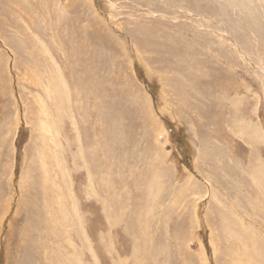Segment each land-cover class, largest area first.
I'll return each instance as SVG.
<instances>
[{
    "label": "rangeland",
    "instance_id": "1",
    "mask_svg": "<svg viewBox=\"0 0 264 264\" xmlns=\"http://www.w3.org/2000/svg\"><path fill=\"white\" fill-rule=\"evenodd\" d=\"M0 264H264V0H0Z\"/></svg>",
    "mask_w": 264,
    "mask_h": 264
},
{
    "label": "bare ground",
    "instance_id": "2",
    "mask_svg": "<svg viewBox=\"0 0 264 264\" xmlns=\"http://www.w3.org/2000/svg\"><path fill=\"white\" fill-rule=\"evenodd\" d=\"M161 39V38H160ZM142 40H144V39H142ZM176 42V41H175ZM182 42V41H181ZM152 44V43H151ZM183 44V43H182ZM176 43L174 44V46L173 47H176ZM172 46V45H171ZM159 47V46H158ZM170 48H172V47H170ZM168 49V48H167ZM185 49V48H184ZM162 50V49H161ZM170 51H171V49H170ZM173 51V50H172ZM179 51V50H178ZM164 52V51H163ZM168 52V51H167ZM187 54V53H186ZM168 55V54H167ZM169 56V55H168ZM168 59H170V56H169V58ZM190 64V63H189ZM194 73V72H193ZM193 75V74H192ZM194 81V80H193ZM191 85H193L192 83H190ZM193 87H194V85H193ZM189 91V90H188ZM191 92V91H190ZM198 93H199V91H198ZM206 94V93H205ZM199 95H202V93L201 94H199ZM151 113V112H150ZM155 117V116H154ZM209 118V117H208ZM155 119V118H154ZM220 120V119H219ZM159 122V121H158ZM213 122H215V121H213ZM216 123V122H215ZM155 124H157V123H155ZM161 126V125H160ZM157 127H159V126H157ZM257 128V127H256ZM260 128V127H259ZM255 134H258V135H261V133L259 132V130H257V131H255L254 132ZM253 196V195H252ZM254 197V196H253ZM252 201V200H251ZM263 211V210H262ZM51 212V211H50ZM45 213V212H44ZM47 216H49V215H47ZM52 217V216H51ZM56 217V216H55ZM224 218V217H223ZM52 219V218H51ZM51 221V220H50ZM48 222V221H47ZM226 222V221H225ZM221 223V222H220ZM46 224H48V223H46ZM53 224V223H52ZM53 227V226H52ZM53 229V228H52ZM55 229V228H54ZM35 230V229H34ZM57 230V229H56ZM43 231V230H42ZM252 232V231H251ZM55 234V233H54ZM54 237V236H53ZM241 238V237H240ZM33 241V240H32ZM74 247V246H73ZM35 249V248H34ZM62 256V255H61Z\"/></svg>",
    "mask_w": 264,
    "mask_h": 264
}]
</instances>
